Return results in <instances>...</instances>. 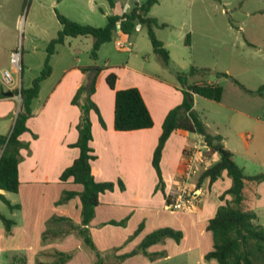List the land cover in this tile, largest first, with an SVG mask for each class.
<instances>
[{"label":"crops","instance_id":"obj_1","mask_svg":"<svg viewBox=\"0 0 264 264\" xmlns=\"http://www.w3.org/2000/svg\"><path fill=\"white\" fill-rule=\"evenodd\" d=\"M132 3L138 4L136 0ZM122 13L121 10V13L112 14ZM151 17L161 24L157 17ZM114 35L116 36V31ZM128 35L123 33L122 36L129 41ZM160 41L170 57L169 47L172 42ZM14 49L9 47L7 51L10 54ZM21 49L20 72L14 73V77L20 87H28L35 77L30 80V84H23L24 49ZM55 52L50 56V61ZM147 60L145 58L141 63L135 61L131 65L128 59L120 73L114 68L101 66L97 58L91 59L88 64L63 69L59 80L48 91L44 88L47 92L41 97L45 84L42 82L47 81L53 73L51 61V72L41 82L38 95L31 104L32 115L26 121L28 130L19 136L28 147L19 151L21 159L17 166L18 190L8 192L0 189V194L11 205L17 206L11 209L0 198L9 213L7 217L0 211V264H94L97 260L96 252L84 243L77 230L67 234L59 233L58 230L67 227L64 221L50 223L52 234L46 240L42 239V233L47 229V222L51 217H65L73 224L82 226L79 197L76 195L62 203L57 201L64 191L82 190L81 184L75 183L72 178L62 181L60 175L79 155V149L73 143L78 137L76 124L80 110L71 100L77 88L89 78L90 70L85 73L81 68L90 66L101 67L96 75L91 99L104 121L102 126L99 114L94 110L90 111V146L95 154V159L91 160V172L96 181L115 183L113 190L99 194L94 216L84 226L88 229L103 264H217L215 259L204 258L205 253L213 248L207 224L223 203L220 195L231 186V178L223 172L210 185L207 180H203L197 186L199 175L204 169L201 168L189 182L190 187L200 189V200L189 210L171 211L166 208V196L173 194L181 186L180 177L187 154L199 145L207 167L217 161L219 155L205 148L201 135L182 129L174 130L165 141L160 159L164 186L163 189L157 188L158 176L152 165L153 152L162 132L163 120L171 108L182 102L183 92L176 74L150 72L145 68ZM4 66L5 64L0 69ZM111 71L117 75L115 89L138 88L153 119L151 127L124 131L114 129V90L105 80L107 73ZM208 71L209 69L199 71L200 75L191 77L187 83L206 81L220 84L218 79L211 80L203 74ZM197 97L199 95L195 94L193 108L202 118L196 107ZM222 97L217 102L222 103ZM257 97L263 98L264 95L257 94ZM20 102L17 94L0 97L1 135L10 132L20 110ZM252 106L250 109L233 105L226 107L231 112L229 124H250L251 132L239 148V161L236 160L237 148L228 146L226 137L220 132L212 131L205 124L210 133L221 135L224 146L232 152L233 159L247 175L264 173V103L257 102ZM234 115L232 123L230 119ZM202 120L204 121L203 118ZM118 181L122 182V189ZM10 193L14 195L9 199ZM225 199H230V196L225 195ZM243 207L254 211L257 222L264 227V179L245 180ZM1 216L14 222L9 232L5 230ZM165 227L181 232V237L176 240L167 236L149 245L147 253L138 250L146 235ZM57 253L67 254L68 258L62 261Z\"/></svg>","mask_w":264,"mask_h":264},{"label":"rangeland","instance_id":"obj_2","mask_svg":"<svg viewBox=\"0 0 264 264\" xmlns=\"http://www.w3.org/2000/svg\"><path fill=\"white\" fill-rule=\"evenodd\" d=\"M132 2L0 0V68L5 64L0 72L11 70L7 48L22 50L23 47V84H30L43 66L48 42L61 29L57 12L76 22L98 27L106 24L107 15L121 13L125 8L129 10ZM148 14L165 24L154 26L156 37L172 42L168 66L153 51L144 26L135 28L128 35L132 45L130 52L114 45V35L111 41L103 43L98 49L97 62L120 73L128 59L129 64L133 65L135 61L141 63L145 58L148 59L146 70L165 75L175 74L176 70L187 72L191 66L208 68L209 71L203 74L211 80L218 79L224 87L222 103L199 96L196 107L208 128L220 132L226 137L228 146L237 148L236 160L239 161V148L251 132L250 124L233 123L236 114L230 119L233 124H229L231 112L226 107L233 105L250 109L257 102L264 103V97L259 98L255 92L240 89L230 79L234 78L251 91L264 86V0H159ZM186 34H189L188 40L185 39ZM92 43L91 36H67L63 43L56 45L51 60L53 73L47 81L42 82L45 84L41 97L59 80L63 69L69 70L72 66L90 62ZM217 72H227L229 76L227 79L218 77ZM200 73L188 76L187 81ZM13 195L10 193L8 198ZM0 211L9 217L1 201Z\"/></svg>","mask_w":264,"mask_h":264},{"label":"trees","instance_id":"obj_3","mask_svg":"<svg viewBox=\"0 0 264 264\" xmlns=\"http://www.w3.org/2000/svg\"><path fill=\"white\" fill-rule=\"evenodd\" d=\"M157 2L158 0H141L122 14L107 15L106 24L98 27L79 23L63 14L56 13L61 29L46 47V57L39 74L32 80L30 86H21L19 89L11 90L12 95L20 94L21 102L20 110L16 114L10 132L5 135L0 134L1 190L8 192H17L18 190L17 166L21 159L19 151L21 148L28 147V144L21 141L19 136L28 130L26 121L32 115L31 104L38 95L41 82L51 72L50 56L55 52L56 45L63 43L64 38L67 36H91L93 38L91 58L95 60L98 49L103 43L111 41L118 25L124 34H130L135 30L136 24L140 23L141 26L147 29L153 51L161 57L163 64L168 66L170 63L169 52L154 32V26L161 27L165 24H159L156 18L147 15L150 8ZM188 36L189 34H186V40H188ZM92 67L95 69L93 78L87 77L86 81L77 88L71 100L80 110L79 121L76 124L78 137L76 142L73 143V146L79 149V155L60 175L62 181L72 178L75 183L81 184L82 190L80 192L64 191L57 201L62 203L77 195L81 203L82 226L73 224L72 221L65 217H51L47 222V229L42 233V239L46 240L52 234L50 223L64 221L67 223V227L58 230L59 233L67 234L77 230L82 236L84 243L96 252L97 260L94 264H103L99 253L95 250L88 229L84 227L89 224L94 216L95 206L99 202V194L107 190H113L115 185L112 181H96L91 172V160L95 159V154L90 146L92 131L89 114L91 110L99 114L98 107L91 99V95L95 90L96 75L101 70V67L90 66L81 68L85 73H88ZM207 70V68L191 66L187 72L175 71L177 80L182 86L183 99L180 104L171 108L166 114L162 123V132L153 152L152 165L158 176L157 188L163 189L164 186L160 159L165 141L169 135L176 129L201 135L204 145L210 151L217 152L219 159L201 172L197 180V186L203 180H207L210 185L223 172L231 178V186L220 195V200L223 203L218 206L216 213L208 221L207 230L211 232L213 248L205 253L204 258L205 260L215 259L217 264H264V227L257 222L254 211L243 207L245 180H262L264 179V173L256 175L245 174L243 168L233 159L232 152L224 146L221 135L210 133L199 113L193 108L195 94L215 101L221 100L223 86L219 83H208L206 81L202 83H187L188 76ZM216 75L226 78L229 76L226 72H217ZM116 79L117 75L114 72H108L105 77L107 85L114 90V129L124 131L151 127L153 119L138 88L115 89ZM231 80L241 89L248 92L262 94L264 89V86H261L256 91H251L234 78H231ZM4 91L5 88L0 86V97H4ZM99 121L104 126V121L100 114ZM118 184L122 189V182L118 181ZM226 194L230 195V199H225ZM0 198L9 208H17V206L11 205L2 194H0ZM1 219L5 230L9 232L14 222L4 216H1ZM167 236L178 240L181 237V232L174 231L168 227L157 229L143 238L138 250L147 253L146 249L149 245L159 242ZM57 254L62 261L68 258L67 254Z\"/></svg>","mask_w":264,"mask_h":264},{"label":"built area","instance_id":"obj_4","mask_svg":"<svg viewBox=\"0 0 264 264\" xmlns=\"http://www.w3.org/2000/svg\"><path fill=\"white\" fill-rule=\"evenodd\" d=\"M136 1L139 3L141 0ZM125 9L124 11H126ZM140 26V23L136 24V28H139ZM122 35L123 33L118 25L116 29V36L114 37V45L121 50L130 52L132 49L131 42L125 40ZM9 61L11 63V70L4 69L2 72H0V86H3L5 89L11 91L20 88V83L14 77V73L20 72V48L11 51ZM17 98L21 100L20 94H17ZM205 148H207L206 145ZM200 149L201 148H199L198 145L194 151L192 150L187 154L180 177L181 186L173 194L166 196L165 206L168 210H189L195 205L196 202L200 200V189H197L195 186H189V182L195 175H197V172L201 168H207V163L203 162Z\"/></svg>","mask_w":264,"mask_h":264},{"label":"water","instance_id":"obj_5","mask_svg":"<svg viewBox=\"0 0 264 264\" xmlns=\"http://www.w3.org/2000/svg\"><path fill=\"white\" fill-rule=\"evenodd\" d=\"M94 72H95L94 68L90 69L89 74H88L89 78H93ZM3 95L4 96H11L12 95V92L11 91H4L3 92Z\"/></svg>","mask_w":264,"mask_h":264}]
</instances>
